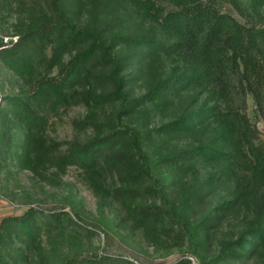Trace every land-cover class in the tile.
Segmentation results:
<instances>
[{"label":"trees","instance_id":"1","mask_svg":"<svg viewBox=\"0 0 264 264\" xmlns=\"http://www.w3.org/2000/svg\"><path fill=\"white\" fill-rule=\"evenodd\" d=\"M1 1L5 6L13 0ZM25 1L19 3L26 17L17 40L0 43V60L28 86L25 99L15 100L16 118L26 130L21 166L37 175L46 168L79 169L95 193L123 205L147 238L193 235L178 227L181 219L206 199L219 197L195 229L209 237L223 222L243 219L236 235L222 243L220 258L264 255V142L246 114L250 95L264 121V23L241 24L220 10L227 3L246 14L264 0H249L248 6L241 0ZM118 8L128 10L136 23L132 34L107 17L98 19ZM84 9L89 20L78 25L76 16ZM117 47L125 51L122 57L115 55ZM134 67H139L143 93L133 98L122 72ZM76 104H118L119 120L137 111L167 118L153 129L143 119L142 124L156 143L164 136L181 141L159 156L168 176L152 177L140 131L131 127L85 143L48 141L42 108L56 112ZM89 122L104 125L92 113L75 124ZM105 173L113 186L105 183ZM15 220L18 233L34 237L36 230L25 218ZM69 264L116 263L104 257Z\"/></svg>","mask_w":264,"mask_h":264},{"label":"rangeland","instance_id":"2","mask_svg":"<svg viewBox=\"0 0 264 264\" xmlns=\"http://www.w3.org/2000/svg\"><path fill=\"white\" fill-rule=\"evenodd\" d=\"M21 1L26 2L13 0L5 7L0 0V43L8 45L17 40L15 34L22 30L21 20L26 17L20 13ZM34 1L46 4L47 0ZM241 2L245 6L249 4V0ZM220 10L241 24L264 23V3L258 10L252 9L246 14L239 13L227 3H223ZM88 11L84 9L76 16L78 25H84L89 20ZM106 17L125 34H132L137 28L129 11L123 8L99 15L98 19ZM25 22L27 24L28 20ZM124 53V50L116 48L115 55L118 57ZM122 75L129 95L139 97L143 93L139 67L125 70ZM129 77H134L133 81L129 82ZM27 93L28 86L23 79L0 60V264H69L104 257L113 258L116 264H264V255L250 260L220 258L222 243L236 235L245 223L243 219L223 222L209 237L202 236L195 229L219 197L206 199L202 206L187 213L186 220L181 219L178 227L186 226L193 235L183 234L184 237H180L179 233L173 232L169 237L160 233L159 238H147L133 220L127 218L123 205L109 194L95 193L79 169L68 167L58 172L54 168H46L42 170V175H37L26 166H21L26 130L16 118L15 100H24ZM118 111V104L95 107L68 105L56 112L42 108L45 138L51 142L85 143L98 134L131 127L140 131L138 139L149 155L152 177L160 175L166 178L168 171L158 164L159 156L167 153L171 144L180 145L181 141L165 136L159 140L154 136L158 139L156 143L149 138L142 123L146 121L147 127L153 129L165 123L167 118L161 119L153 111H137L132 117L119 120ZM90 113L94 120L104 125L97 128L92 122L85 127L75 124ZM246 114L264 142V121L250 95L246 96ZM104 175L105 183L113 186L114 179L110 173ZM166 187L171 193L169 181H166ZM220 190L225 192L226 188ZM20 218H25L28 225L36 230L34 237L18 233L14 222ZM7 219L10 223L5 224Z\"/></svg>","mask_w":264,"mask_h":264}]
</instances>
